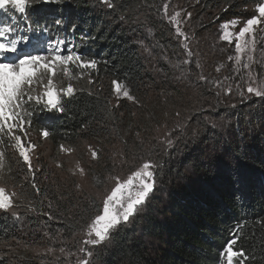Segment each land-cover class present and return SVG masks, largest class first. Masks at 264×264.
Listing matches in <instances>:
<instances>
[{
  "label": "trees",
  "instance_id": "1",
  "mask_svg": "<svg viewBox=\"0 0 264 264\" xmlns=\"http://www.w3.org/2000/svg\"><path fill=\"white\" fill-rule=\"evenodd\" d=\"M257 2L111 0L106 7L100 0H32L25 18L12 10L1 20L98 61L88 81L62 97V112L27 104L29 129L47 128L55 145L93 146L98 156L87 176L96 190L110 180L113 164L125 172L150 158L158 165L142 211L96 250L93 264H220L234 235L249 256L245 264H264V98L247 93V79L231 69L234 43L221 39V25L250 18ZM163 3L180 9L193 57L163 17ZM186 10L191 17L184 19ZM186 58L191 63L176 67ZM114 80L136 102L115 100ZM5 152L4 182L21 210L0 211V264H61L29 256L20 245L70 248L101 212L99 196L45 166L33 177L17 154Z\"/></svg>",
  "mask_w": 264,
  "mask_h": 264
},
{
  "label": "snow or ice",
  "instance_id": "2",
  "mask_svg": "<svg viewBox=\"0 0 264 264\" xmlns=\"http://www.w3.org/2000/svg\"><path fill=\"white\" fill-rule=\"evenodd\" d=\"M103 2L107 4L109 0H103ZM9 7L23 16L29 7V0H0V10H6ZM161 9L163 17L174 26L176 36L183 38L181 44L186 57H193L194 53L187 42L189 36L181 27V11L169 13V3H163ZM253 13L244 22L232 19L223 23L221 39L229 43L234 42L235 56L229 57V60L235 61L237 71L239 72L241 67L248 70L247 93L264 98V80L257 79V75L251 70L257 46L256 32L258 26L264 25V0H258ZM186 15L191 17V13H186ZM56 23L59 24L60 21ZM241 24L238 31H230L231 28ZM44 32L46 35V29ZM30 39L31 45H29ZM63 44V40L48 41L32 38L28 34H23V30L19 27L10 24L0 25V210L12 208L17 195L15 191H9L2 182L6 167L5 147L11 146L18 152L29 172L33 177L35 176L32 153L37 145L30 139H26L28 137L27 126L31 125V113L26 110L25 106L30 102H35L49 111L62 112L64 110L62 97L73 96L76 88L72 83H68L66 87H58L54 82L57 69L62 70L64 75L71 80L82 78L84 70L97 68L96 59L85 58L84 55L72 49L65 51L62 48ZM187 58L177 63L176 67L180 68L182 65L191 63ZM73 66L81 70L80 76L72 74ZM198 80L204 81L206 77L200 75ZM212 83L217 87L221 85L220 81H212ZM112 85L118 97L122 96L136 102V97L130 94V89L125 83L114 80ZM38 86L42 87L43 91L33 95ZM236 89L241 96L245 95L239 84L236 85ZM225 91L231 93V86H228ZM216 94L220 95V92ZM49 134L47 128L42 130L44 138H47ZM166 144L171 147L173 141L168 139ZM89 147L91 149V146ZM60 150L69 153L73 151L72 148L65 147L63 144L60 145ZM91 156L97 158V151L91 150ZM76 168L80 175L85 174L82 166L77 164ZM157 168L158 165L150 158L126 179L121 180L119 176L114 177L115 187L103 200L101 212L96 214L88 225L84 245L97 246L109 240L116 229L127 224L130 218H134L142 211L150 194L155 190ZM33 187L37 193L40 191L35 184ZM239 239V235H234L222 249V264H245L249 259L244 248L237 247ZM60 251L64 252L65 249L61 248ZM80 251L85 254L86 258L79 259L77 264H90L88 258L93 253L86 247H82Z\"/></svg>",
  "mask_w": 264,
  "mask_h": 264
},
{
  "label": "rangeland",
  "instance_id": "3",
  "mask_svg": "<svg viewBox=\"0 0 264 264\" xmlns=\"http://www.w3.org/2000/svg\"><path fill=\"white\" fill-rule=\"evenodd\" d=\"M42 4H52L56 3V0H39ZM111 0H109L110 2ZM32 2V0H29V4ZM109 2L106 4L103 2V0H100V5H104L106 7H109ZM254 6L251 7V14L253 15V10ZM13 9L11 7L7 8L6 10H0V22L2 19L6 18L9 16L10 12ZM174 11H180L179 8H176L173 3L169 5V13H172ZM18 13V12H17ZM186 13H190L189 10H186L183 12V17L184 19L186 18ZM19 14V13H18ZM25 18V14L23 15ZM11 18L10 21H12V17L10 16L9 19ZM232 20V19H231ZM229 20V21H231ZM240 20V19H239ZM245 20H240L241 22L246 21ZM228 22V21H226ZM225 23V22H224ZM241 25H237L235 28H231L230 31H238L239 27ZM223 31V30H222ZM256 40H257V46H256V51L254 53V62L251 65V70L254 74L257 75V79L259 80H264V25L258 26L257 32H256ZM234 43V42H233ZM235 56V51L234 55ZM246 60V58H245ZM236 67V68H235ZM231 69L235 72H237L236 75L242 74L246 79H247V69L240 68L239 72L237 71V65L235 64V61L232 60L231 63ZM72 74L74 76H80L81 70L75 68L74 66L72 67ZM88 70L83 71L82 78L79 79H71L69 80L67 76L64 75L62 70L57 69V74L54 77V82L58 87H66L68 83H72L74 87H77L78 85L82 84V82L88 81L89 76H88ZM90 81V80H89ZM229 82L232 81V79L228 80ZM43 89L42 87H37L36 91L33 93V95L38 94L39 92H42ZM115 100H127L123 98L122 96L118 97L115 93ZM131 101V100H127ZM32 105H37L35 102L31 103ZM27 106V105H26ZM25 106V107H26ZM31 106V105H30ZM27 132H28V137L26 139H30L33 143L37 145V148L35 149L34 153H32V158H33V169L34 171H40L43 169V167H47L44 172H50L54 174L55 176H60L62 179L65 177H71L74 176L78 183L80 188L85 189V190H90L93 191L95 194L99 196V199L101 201V204L104 199H106L107 195L110 194L111 190L115 187V180L114 177L119 176L121 180L126 179L129 175L132 174V172H125L123 168L121 170H115V165L113 164V173L110 171V175L107 177L110 178V180L103 186L101 190H96L92 187L91 182L87 176V165L91 163V150H94L93 146H91L88 143H83L81 146H72V145H64L65 147H70L73 149L72 152H63L60 150V145H55L52 142H50L47 138H44L42 134L39 133H34L31 129H29V126H27ZM91 146V149L90 147ZM10 151L14 152L15 154L18 155V152H16L11 146H7ZM6 147V148H7ZM19 156V155H18ZM77 164L82 166L85 169V174L82 176L79 174L78 169L76 168ZM138 168V167H137ZM136 168V169H137ZM135 169V170H136ZM134 170V171H135ZM116 171V172H115ZM5 173V171H4ZM111 176V177H110ZM5 179V175H4ZM3 183L6 186V183ZM7 187V186H6ZM9 191H15L12 189L10 186L7 187ZM21 201L19 200V197L16 195L14 198V206L10 209L7 210H0L2 212L8 211L12 214H18L19 211L21 210V207L19 204ZM103 206V205H102ZM131 219V218H130ZM87 230L82 233L72 244V246L68 249H65L64 252H61L60 250H54L50 248H44L40 246H28L26 244H21L20 245V251L27 253L29 256H32L36 259L40 257H44L46 259H49L51 261H54L55 263H61V264H77V261L79 259H84L85 254L80 251L82 247H86L87 250L91 251L93 254L90 258V264H93L94 262V255L97 249L102 248L103 246H106L109 240L97 245V246H86L83 244V241L87 239ZM9 257H7L8 259ZM220 264H222V260L220 261Z\"/></svg>",
  "mask_w": 264,
  "mask_h": 264
}]
</instances>
